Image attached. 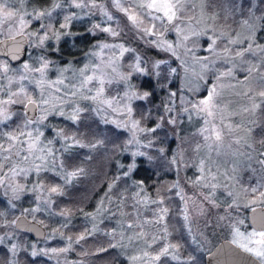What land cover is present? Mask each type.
Instances as JSON below:
<instances>
[{"label":"rangeland","instance_id":"obj_1","mask_svg":"<svg viewBox=\"0 0 264 264\" xmlns=\"http://www.w3.org/2000/svg\"><path fill=\"white\" fill-rule=\"evenodd\" d=\"M11 2L16 3V0H11ZM86 2L88 7L85 8L70 6V0H26L24 5H17L22 8V14L23 12L29 14L25 17L26 21H30L24 30L28 39L26 53L18 63H11L0 56V99H7L6 93L8 92H17L21 84L26 87L28 94L32 95L33 99L37 98L40 90L36 89L34 84H29L28 81H20V77L26 75L28 80H39L40 75L35 72H26L23 64L27 63L30 68L39 67L41 57H46L53 62L46 72L48 81L62 78L69 87H71V83H77V87H79L78 80L73 79L74 70L78 78V70L86 65L89 66L86 75H93V68L100 65V68L96 69L95 75L102 76L105 80L104 93L98 101L81 100L79 95L75 98L79 107L85 110L80 114L81 124H74L59 115H50L43 124H34L25 129V131H32L33 135L37 128L44 133L41 138L43 143L38 147H43L48 140H52L53 143L50 147L57 165L54 169L41 171L39 174L30 171L27 175L20 173L15 177L11 176L9 169L13 164L18 165V172L21 168L28 169L34 165L42 164V161L37 159L42 155L38 151L29 156L27 161H23V157L27 153L22 152L21 157H13L8 166L0 168V181H2L0 183V238H2L0 245L5 247L8 253L6 264L9 260L13 264H21V254L39 262L45 261L46 264H88L90 253L96 252L101 247L110 248V244L117 245L114 248L124 258L119 264H160L164 258L173 261L181 260L179 249L175 252L178 259H173L169 255L161 257L159 261L151 259L162 247L178 245L177 237L175 239L172 237L174 234L180 237L183 232H193L195 238L202 244L201 247L206 249L208 246L206 247L207 243L205 242L208 239L212 242L213 238L221 237L220 239L227 238L233 241L237 230L244 237L253 231L264 230V228L256 229L250 224L249 228L242 225L246 223L243 216L248 219V211L252 207L264 206V195H262L264 193V163H261L264 161V143L261 141L254 143L251 136V128L254 125L257 110L264 101V97L259 95L260 92H264V53L257 51L255 54L246 53L243 57H236L235 52L243 51L247 45H229L228 47L232 51L225 59H230L231 62L225 63V59L220 58L224 56L223 49L226 46V40L223 38L217 39L215 52L207 50L211 39L219 37L222 32H228L229 38L243 39L248 36L249 29L242 23V20L247 18V11H245V17L241 16L242 18L236 21L231 16L225 19L227 12L217 14V12L208 11L206 0H183L184 8L181 10V19L175 22L176 26L173 27L164 22L165 28L160 29L163 33V41L172 44L175 49V54H173L172 51L154 46L151 41L155 37L143 33L144 28L152 27L153 21L147 15L150 10L141 9L139 5L149 2V0H118L119 8L115 6L117 0H94L97 7H92L90 0H86ZM57 3L61 5L60 8H54ZM251 3L254 4L253 11L256 16L260 15L259 9L264 13V3H258V0H251ZM121 9H128V14H137L143 21L140 27L134 26L128 20V14ZM216 9L220 11L218 8ZM45 10L52 12L51 21L57 27L58 23L56 22L63 23L64 16L75 13L77 18L71 22L70 31L83 33L85 28L99 24L101 28L111 27L117 30L119 35L112 37L109 33L97 30L94 36L86 35L77 41L75 37H66L59 44L53 39L46 41L45 45L40 47L37 38L30 37L27 33L37 31L40 24L50 22L48 16L39 21L33 19L37 12ZM151 11L153 16L162 15L154 10ZM213 14H216L217 19L210 18ZM108 16L112 17L110 21ZM154 22L157 26L162 23L161 21ZM177 27L181 29V32H177ZM18 29V20L0 22V39L17 35ZM193 32H206V35L193 36ZM40 35L43 33L41 32ZM184 36H188L189 39L183 40ZM74 42L75 47L72 46ZM97 43L121 44L134 51L125 52L121 56L120 49L106 48L101 51L94 47ZM256 44L264 45V30L256 32ZM57 47H59V51H56ZM94 52L97 54L92 55ZM137 56L141 58L140 66L142 68L151 71L155 62L167 61L166 65H161L158 69L161 74L168 73L171 68H176L177 71L169 75L167 80L161 81L166 85L164 89H161L160 84L157 83L155 75L149 78L146 75L133 73L127 81H120L121 75L131 72L130 65L136 63ZM199 61H203V63ZM109 64L111 67L108 66ZM204 64L207 65V68H204ZM4 65H7V72L2 70ZM65 67H69V71L64 72L61 76L59 69ZM113 67L116 69L115 72L112 71ZM249 68H254L251 74L248 72ZM228 69L232 70V74L222 76L221 73L227 72ZM108 80H111L112 83H107ZM141 80H144V85H141ZM149 83H152L154 88H159L155 91V96L160 103L157 105L156 116L164 113V108L173 107L171 116L177 121L175 125L166 124L162 129H166L173 138L172 157L178 155L181 160L179 165L174 164L173 172L175 176H179V170L183 173L181 178L178 177L181 181L177 178L175 184L179 198L176 214L181 217V221H179L181 226L175 228L174 222L171 225L167 220L168 210L171 211L173 208L167 206L165 202L163 204L151 202L160 198H163L164 201L163 190L148 191L143 188L141 191L133 184L135 180H133L132 173L130 178H127L128 184L132 185L129 193H127V184H119V181H116L115 187L109 191L108 185L112 184V181L96 195L89 206L81 208L74 214L75 211H71L73 207L67 200L68 183L62 179L67 172L76 169L74 161H68V154L71 151H80L81 156L85 155V152L87 154L88 148L91 153H94L97 148L76 146L65 152V141L56 136L57 130L63 129L66 135H74L83 144L102 141L101 133L98 130L100 126L112 125L120 130L122 136L118 154L114 157L116 165L114 178L121 176L133 159L137 165L140 157L134 158L132 153L145 150L136 144H128L129 139L132 138V132L124 127L128 123V118L123 114V106L126 101L121 98L124 97L126 91H129V85L133 86L132 90L143 93L147 91ZM214 86L215 94L210 106L212 115L193 110L191 104L205 99ZM98 87L99 84L94 81L88 85L91 92L86 89L81 91L84 95L93 96ZM169 91L177 93L172 105L167 102ZM44 96L49 99L48 107L56 105L59 108L62 98L67 99L63 91L57 93L54 87L47 85L44 88ZM103 100H113L112 108L102 103ZM144 105L140 100L132 101L133 119H140L139 111ZM183 108H188L189 111L185 112ZM94 109H99V114L93 111ZM113 109L116 110L113 111ZM63 110L67 114L71 108L65 105ZM9 111L19 114L24 109L22 105L14 104L9 106ZM40 114L37 112L36 116ZM92 119L98 122L94 124V130L88 128L85 123ZM21 120V116L14 115L12 120L7 122L8 126L0 125V129L7 132L15 128V125ZM105 121L108 122L105 123ZM141 126L152 127L154 125H147L142 121ZM181 128L186 129L191 135H196L193 144L185 135L181 139L173 137ZM213 128L221 131V141H215L212 135ZM203 129H207V131H202ZM145 135L137 134L138 139L146 143ZM147 139L156 140L153 134H147ZM0 144H3L5 148L8 147L6 140H0ZM26 146V144L23 145L25 148ZM155 146L154 142L152 148ZM20 147L18 145L11 151L14 153ZM5 154L7 155V153ZM84 155L82 157L85 159L89 156ZM61 163L63 167H60ZM120 165H124L125 168H121ZM201 167H203V171H201ZM244 171L255 173L259 178H256L251 185L250 183L246 184L242 181ZM57 172L60 175H57ZM190 180L195 183L193 187L187 185ZM37 184H42L43 189L36 188L35 191H31ZM17 185L23 186V190L14 193L12 189ZM212 185L216 187L213 188ZM54 186L63 190L64 197L60 198L62 195L56 194L49 195L47 189ZM138 192L140 195H136ZM105 193H108V197L101 204L100 201L105 197ZM17 196H19L18 199ZM45 200L49 203L45 204ZM37 207L40 208V211H25ZM162 208H166L167 213H164V219L159 221ZM219 210L224 214L228 212L232 217L227 219ZM245 210H247L246 213H244ZM61 211H66L68 215H59ZM19 214H24L41 223L46 229L45 237L36 239L27 232L16 228L13 221ZM76 217L79 218L80 224L72 229L71 226ZM212 217L215 220V226H208ZM145 221H150V223H145ZM65 225L67 226L65 227ZM129 225L132 227L129 228ZM86 229L93 231L91 236H103V240L92 242L89 241L91 236H88L78 244L75 243V238L85 233ZM207 230H209L210 236L205 235ZM141 232L144 233V236L137 239L136 237ZM67 237L73 238L71 249L67 252L53 253L51 249L68 246ZM153 238L157 240L154 244L152 243ZM258 238L256 237V239ZM204 243L205 245H203ZM13 244L17 246L15 253L10 251ZM91 244L94 246L93 249ZM33 251L40 254L33 256ZM145 251L149 253L148 257L143 256ZM133 256L140 257V259L133 261L131 259Z\"/></svg>","mask_w":264,"mask_h":264},{"label":"snow or ice","instance_id":"obj_2","mask_svg":"<svg viewBox=\"0 0 264 264\" xmlns=\"http://www.w3.org/2000/svg\"><path fill=\"white\" fill-rule=\"evenodd\" d=\"M26 0H16V3H12L11 0H0V22L3 21H13L18 20L19 22V29L17 31V35H23L24 30L27 28L28 23L30 21H26L25 17L29 14L27 12H23L22 14V8L18 7L17 5H24ZM92 7H97L94 0H90ZM244 2L245 0H227V3L230 5L227 9V15H225V19L228 18V16L234 15L235 13H240L242 16L245 13L244 8ZM249 7L247 8V18L242 20V23L246 25L249 29V35L244 37L243 39L237 38H229L228 32H222L219 34V37L211 39V43L208 45V51L215 52L216 49V43L217 39L223 38L226 40V46L223 49L224 56L220 57L221 59H225V57L228 56V54L232 51L229 45H237V44H246L247 46L243 48V51H236L235 56L236 57H243L246 53L255 54L257 51L264 53V45L256 44V32L259 30H264V13H262L260 16H256L255 12L253 11L254 4L251 3V0H249ZM70 6H74L75 8H85L88 7V3L86 0H70ZM116 7H120L118 0L115 4ZM61 5L59 3L54 5V8H60ZM139 8L141 9H148L147 15L151 18L153 21L151 28H144L143 33L147 36L155 37L151 41L154 46L163 48L167 51H172L173 54H175V49L173 48L172 44L164 42L163 41V33L160 31V29L165 28V23L169 25H172L173 27L176 26L175 22L179 21L181 19L182 12L181 10L184 8L183 0H149L147 3H142L139 5ZM126 14H128V9H121ZM154 10L157 13H162V15H152V11ZM107 15V13H105ZM48 16L50 18V22L48 24H40L39 29L37 31L29 32L27 33L30 37H36L38 40V46L43 47L45 45L46 41L49 40H55L58 44L59 42L66 37H75L76 39L84 38L86 35H93L97 30L109 33L112 37H116L119 35V32L111 27H104L101 28L99 24H94L91 28H85V31L83 33H76L70 31L71 22L76 19V14L73 13L72 15H66L63 17L64 22L58 23V27L54 25V23L51 21L52 12L49 10L40 11L35 14L33 19L39 21L43 17ZM110 21L112 19L111 16L107 17ZM211 19L215 20L217 19L216 14H213ZM128 20H130L134 26L137 28L140 27L142 24V19L135 13L128 14ZM154 21H161L162 23L157 26ZM256 22H260L257 24ZM177 32H181V29L178 27L176 28ZM43 33V35H40V33ZM193 36H199V35H206V32H193ZM14 39V37H13ZM189 39L188 36H184L183 40L187 41ZM73 47L76 46L75 42L72 45ZM95 48L100 49L103 51L106 48H118L120 49L121 56L125 52L134 51L132 49L125 48L121 44H115V45H109V44H100L97 43L94 45ZM59 47L56 48V51H59ZM190 51V50H189ZM97 53H92V55H96ZM15 59H19L18 55H14ZM41 63L39 67L36 68H30L27 63L23 64V68L26 72H35L40 75L39 80H28V77L26 75H22L20 77V81H28L29 84H34L36 89H39V93L37 94V98L33 99L32 95L28 94L26 87L21 84L19 90L17 92H8L6 95L8 96L7 99H0V125L8 126V121L12 120V117L14 115H19L22 117L21 122L17 123L15 125V128L10 129L7 132H4L2 129H0V140H6L8 143V147L5 148L3 144H0V168L6 167L9 165V163L12 161L13 157H21L22 152H26L27 155L23 157V161H27L29 156H31L34 152L38 151L42 155L37 157V159H40L42 161V164L34 165L32 168L19 169V172L17 171L18 165L13 164L9 171L11 173L12 177H15L16 175H19L20 173H23L24 175H27L30 171H35L37 174H39L41 171H48L51 169H54L56 165V158L53 154V150L50 147V145L53 143L52 140H48L47 144H44L43 147H38V145L42 144V137L44 136V133L41 132L38 128L35 129V135H33L32 131H25V129H28L30 126L34 124H43L45 120L48 119V116L50 115H59L61 117H64L70 121H72L74 124L78 123L80 120V114L85 111L84 109L80 108L77 100L75 99L79 95V99L81 100H92V101H98L99 98L104 93V84L105 80L102 78V76L95 75L96 69L100 68V65H96L95 68H93V75H86V72L88 71V65H86L84 68L79 69V76L78 78L75 75L74 70V76L73 79L78 80L79 87H77V83H71V87L65 84V80L62 78H57L54 81H48L46 80V72L49 69V65L53 62L48 60L46 57L40 58ZM204 60H207V58H204ZM141 58L139 56L136 57V63L134 65H130L131 72H129L127 75H121L120 81H127L130 79L131 75L133 73H139L141 75H146L151 78L152 75H155L157 77V83L160 84L161 89H164L166 85L162 84V80H167L168 76L171 74L176 73V68H171L170 71L166 74H161V72L158 70L161 65H166L167 61H157L152 65V70H148L147 68H142L140 66L141 64ZM200 63H203V61H199ZM230 59H225V63H230ZM111 67V64L108 65ZM204 68H207V65L204 64ZM4 72L8 71L7 65L3 66L2 69ZM254 70V68H249L248 72L251 74V72ZM69 71V67H65L62 69H59V72L61 76L64 72ZM112 71L115 72L116 69L113 67ZM232 70L228 69L227 72L221 73V75H231ZM97 82L99 84V87L97 88L96 94L93 96L84 95L81 90L86 89L87 91L91 92V89L88 88L89 84H92L93 82ZM119 82V81H118ZM11 83V81H10ZM107 83L111 84L112 81L108 80ZM48 87H54L55 91L57 93H61L63 91L64 96L67 97V99H63L61 101V106L58 108L56 105H52L51 107H48L49 105V99H46L44 96V88L45 86ZM133 86L129 85V91H126L124 93V97L121 99L125 100L126 103H124L123 106V114L127 116L128 123L124 125V127L128 128L129 131L132 132V138L129 139L128 144H136L140 148H143L145 150H138L136 152L132 153V156L135 157H143L146 158L148 163H153L155 160L159 159V157L150 155L147 150L152 149L154 145V139H147V134H155L158 130L162 129L166 124L175 125L177 123L176 119L171 116V113L173 112V107H166L164 108V113L157 115L155 118L153 117L152 108H149L147 106V103L143 106L142 109L139 111L140 119H133V107H132V101L134 100H140V101H146L151 102L150 97L154 95L153 92L145 91L143 93H140L138 91L132 90ZM35 90V89H34ZM215 94V86L212 90L209 91L208 96L205 99H202L198 101L197 103L191 104V108L193 110H197L198 112H206L207 115L211 116L212 112L210 110V106L213 101V96ZM260 96L264 97V92L259 93ZM177 96L176 92L169 91L168 92V104L172 105L174 98ZM115 100V98H113ZM113 100H103L102 103L106 104L109 108H112ZM184 103L182 99V104ZM14 104H20L23 106L24 111L22 113H11L9 111V106ZM69 106L71 108V111L69 113H65L63 110V106ZM31 109L41 113L40 115L36 117H30L29 116V110ZM116 109H113L115 111ZM93 111L97 112L99 114V109H94ZM183 111L187 112L189 111L188 108H183ZM151 121L154 126L152 127H142L141 123ZM108 121H105L107 123ZM202 131H207V129H203ZM143 133L145 135L146 143L138 139L137 134ZM212 135L215 138L216 142H219L222 140L221 131L213 128L212 129ZM57 137H61L65 141V148L64 151L68 152L69 149L79 146V147H90L95 149L98 145L102 144V141H96L95 143L91 144H83L79 139H77L74 135L69 136L66 135L63 131V129H59L56 132ZM70 142V143H69ZM261 143H264V141H261ZM27 145L26 148L23 147V145ZM20 145L21 147L19 150L15 151L14 153L11 151L14 148H17V146ZM158 153H163V149H157ZM7 153V155L5 154ZM170 164H176L179 165L181 163V160L179 156H173L172 159L168 162ZM261 163H264L262 161ZM203 165V162H201ZM60 167H63V164L61 163ZM121 168H125L124 165H120ZM136 167L135 159H133V162L130 163L126 170L122 172L121 176H117L114 178L113 183L108 185L109 191L115 187L116 181H119L121 179L130 178L131 173ZM82 168H76L73 171L67 172L62 179H64L65 183L70 184L74 178L80 176L83 174ZM201 171H203V167H201ZM57 175H60V173H56ZM7 175V174H6ZM2 183V181H0ZM143 181H133V184L136 185L143 191ZM42 184H37L31 191H35L36 188L43 189ZM213 188H215V185H212ZM23 186H14L12 191L14 193L22 191ZM49 195L56 194V195H64L65 193L63 190L58 187L54 186L49 189H47ZM136 195H140V193H136ZM264 195V193H262ZM108 197V193H105V197L101 199L100 203L103 204L104 200ZM17 199L19 196L16 197ZM152 203H158L163 204V198H160L159 200H153ZM45 204H48L49 201L45 200ZM25 211H31V212H37L40 211V208H34L30 210ZM160 212L162 213L159 216V221H162L164 219V213H167L166 208L160 209ZM61 216H67L68 213L66 211H61L59 213ZM157 221V222H159ZM15 223V221H13ZM145 223H150V221H145ZM67 225H65L66 227ZM132 225H129V228H131ZM93 235L92 230H85V233H82L81 235L77 236L75 238V243H79L81 240L86 239L88 236ZM144 233L141 232L136 237L137 239L140 237H143ZM256 237H259L256 239ZM132 239V237H130ZM68 240V246L60 249H51L53 253L56 252H67L71 249L73 238L67 237ZM0 242H2V238H0ZM157 240L153 238L152 243H156ZM233 244H236L242 251L246 253H250L256 258L261 260V264H264V230L262 231H253L250 233L247 237H244L242 233H240L238 230L236 231L235 238L232 241ZM117 245L110 244L109 247H116ZM151 247V245H149ZM17 246L13 244L11 246L10 251L12 253H15ZM179 245H166L160 249V251L153 257H151L152 260L159 261L161 257L169 255L173 259H178V256L175 255V252L178 251ZM171 250V251H170ZM98 252H106L108 251L107 248H99L97 250ZM40 253H37L35 251L32 252L33 256H36ZM46 254V253H45ZM144 257H148L149 253L145 251L143 253ZM133 261H136L140 259V257L133 256L131 257ZM191 259V258H189ZM8 264H13L11 260L8 261Z\"/></svg>","mask_w":264,"mask_h":264},{"label":"trees","instance_id":"obj_3","mask_svg":"<svg viewBox=\"0 0 264 264\" xmlns=\"http://www.w3.org/2000/svg\"><path fill=\"white\" fill-rule=\"evenodd\" d=\"M41 2V1H40ZM258 3L263 4L264 0H258ZM40 4V3H39ZM227 6V7H226ZM230 5L227 3V0H206V8L211 13L217 12V14H222L223 12H226V9ZM249 6V0H245L244 2V8L245 11H247V7ZM218 8L220 11H217ZM260 8V7H258ZM258 13L261 15V9L258 10ZM259 15V16H260ZM242 15L240 13H235L234 15H231L232 18H234L236 21L241 19ZM245 17V13L243 15ZM76 39V38H75ZM78 39H76L77 41ZM141 85H144V80H141ZM150 85L147 89L149 92H153L154 95L150 97V103L146 101H142V104H146L149 108L154 109L153 110V117L155 115L156 117V109L157 105L160 104L155 96V91L159 90V88H154L152 83H149ZM154 117V118H155ZM81 124L79 121L78 124ZM88 128L93 129L94 124H97L98 122L94 121L93 119L91 121L85 122ZM147 125H153L151 121L146 122ZM101 133L100 136L102 138V145H98L95 149L96 151L94 153H91V151H88L89 148L86 150L87 154L85 152V155L82 154L80 156V151H71L68 154V161H74L75 168L78 166L84 170L83 174L74 178V180L67 185V200L70 203V206L73 207L74 214L79 212L81 208L89 206L92 201H94L96 195L108 184L111 183L114 179V176L116 174V165L114 162L115 155L118 154L119 147L121 144L120 138L122 136V132L112 125H105L100 126V129H98ZM96 131V130H95ZM92 134V133H91ZM186 136L189 138L191 143L193 144L196 138V135H191L186 129H179L176 133V136L178 139L183 138V136ZM251 136L254 141V143L257 141V143H260L259 141H264V101L261 103V107L257 110L256 119L254 121V125L251 128ZM153 137L156 139L155 148L150 149L148 152L150 155L159 157V159L155 160L153 163H148L146 158L140 157L137 161V165L135 169L132 172L133 180L135 181H143V188H145L148 191H157V190H163L164 194V202L167 206H170V208H173L171 211L168 210L167 214V220L171 223V225L174 222L175 228H179L181 224L179 221H181V217H179L178 214H176V210L179 207V198L176 193L175 184L176 179L183 175L181 170H179V176L174 175V164L168 163L172 159V151H171V144L172 142V136L166 131V129H160L157 131V133L153 134ZM177 139V140H178ZM110 141V143H109ZM109 144V147H108ZM163 149V153H158L157 149ZM105 150V151H104ZM189 153V150H188ZM89 155L88 158L85 159V157L82 156ZM72 163V162H70ZM82 164V166H80ZM190 171V169H188ZM243 179L242 181L246 184L250 185L256 180V178H259V176L255 173H250L249 171H244L243 173ZM186 177L187 174L185 172ZM178 178V179H179ZM185 178V177H184ZM180 180V179H179ZM181 181V180H180ZM124 183L127 184V193H129L130 189L132 188L131 184H128V179H121L119 180V184ZM188 186H194L195 183H193L191 180L189 183H187ZM249 185V186H250ZM165 189V190H164ZM64 197L63 195L60 196ZM264 205V203H263ZM1 206V204H0ZM221 211V210H219ZM247 210H245L244 213H246ZM72 213V214H73ZM222 213V211H221ZM224 217H227V219H230L232 217L231 214L228 212L226 214L222 213ZM243 220L246 222L245 224H242L245 228H249L250 225L248 223V219L246 216H243ZM207 225L208 226H215V220L212 217ZM80 224L79 218L76 217V220H73V224L71 228L78 227ZM219 224V223H217ZM26 232V231H25ZM209 230L206 231L205 235L210 236ZM207 236V237H208ZM172 237L177 239L179 250L181 254V260L180 261H173L169 258H164L160 264H205L204 257L207 253V251L211 250L214 244L219 242L220 238H213L212 242L209 239L207 240L206 249L201 247V243L198 242V240L195 238L193 232L191 233H181L180 237L178 235ZM103 236L101 235H94L89 238V241L92 242H101L103 240ZM220 239V240H219ZM205 243L203 245H205ZM92 249L94 246L91 244ZM108 251L106 252H93L90 253L88 257H90V261L88 264H97V262H100V264H119L121 261H123V257L120 256L118 250L114 247L107 248ZM21 264H46L45 261L39 262L35 259H30L26 255L21 254ZM8 253L5 247L0 245V264H6L7 262ZM191 258V259H189Z\"/></svg>","mask_w":264,"mask_h":264},{"label":"water","instance_id":"obj_4","mask_svg":"<svg viewBox=\"0 0 264 264\" xmlns=\"http://www.w3.org/2000/svg\"><path fill=\"white\" fill-rule=\"evenodd\" d=\"M14 37V39H13ZM28 39L25 34L14 35L0 39V56L7 58L11 63L20 62L26 53ZM14 55H18L19 59L13 58ZM36 111L29 110V116L35 117ZM249 224L256 228H264V206H255L248 211ZM15 227L18 229L28 231L36 239H42L46 235L45 227L34 219L28 218L24 214H19L15 218ZM237 253L244 255L251 260V264H261L251 254L242 251L236 244H233L231 240L227 238L221 239L204 257L205 264H217L221 258L226 254ZM224 264H238L236 261L224 260Z\"/></svg>","mask_w":264,"mask_h":264},{"label":"flooded vegetation","instance_id":"obj_5","mask_svg":"<svg viewBox=\"0 0 264 264\" xmlns=\"http://www.w3.org/2000/svg\"><path fill=\"white\" fill-rule=\"evenodd\" d=\"M2 57V56H1ZM2 58H5V57H2ZM7 59V58H5ZM8 60V59H7ZM9 61V60H8ZM22 230V229H20ZM23 231H26V230H23ZM30 236H32L28 231H26ZM33 237V236H32ZM35 238V237H34ZM208 253V252H207ZM206 253V254H207ZM250 254V253H249ZM252 255V254H251ZM253 256V255H252ZM255 257V256H253ZM256 258V257H255ZM225 259H229L230 261L234 260L236 261L238 264H251V260L244 256V255H240V254H237V253H229V254H226L223 258H221L219 261H217V264H224V260ZM259 262H261L260 259L256 258Z\"/></svg>","mask_w":264,"mask_h":264}]
</instances>
